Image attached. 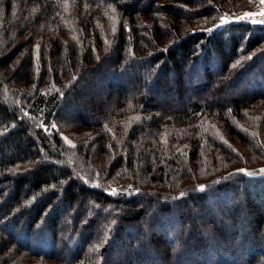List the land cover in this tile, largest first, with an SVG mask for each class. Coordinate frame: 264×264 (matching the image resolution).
<instances>
[{
    "label": "trees",
    "instance_id": "16d2710c",
    "mask_svg": "<svg viewBox=\"0 0 264 264\" xmlns=\"http://www.w3.org/2000/svg\"><path fill=\"white\" fill-rule=\"evenodd\" d=\"M258 1L0 0V264H264Z\"/></svg>",
    "mask_w": 264,
    "mask_h": 264
},
{
    "label": "rangeland",
    "instance_id": "374dc122",
    "mask_svg": "<svg viewBox=\"0 0 264 264\" xmlns=\"http://www.w3.org/2000/svg\"><path fill=\"white\" fill-rule=\"evenodd\" d=\"M262 7H264V3H262L261 2V0L260 1H258L257 3H256V5L255 6H253V7H249L250 9H243L242 11H240L239 13H242V12H245V11H247V10H258V9H261ZM239 13H236V14H239ZM236 15H232V16H226V17H222L220 20H219V24H220V26H225L227 23H237L238 21H236V19L234 18ZM239 23V22H238ZM255 23V22H254ZM261 60L262 59H260V62H261ZM215 65V64H214ZM251 77L253 76V81L255 80V79H257V80H260V82H261V84H263L264 85V82H262V80L264 79L263 78V76L264 75H261L260 73L258 74V73H256V74H254V72H251L250 74H249ZM213 200V199H212ZM214 201V200H213ZM212 204V203H211ZM163 226V225H162ZM172 226V224L170 225V224H165L163 227H162V229H164V231H166V230H169L170 228H173V227H171ZM175 226V225H174ZM177 227V226H176ZM145 228H147V227H145ZM149 229V228H148ZM175 229V228H174ZM131 232H135L136 231V228H130L129 229ZM145 231L147 232V230L145 229ZM142 233H143V231H142ZM112 264V263H111Z\"/></svg>",
    "mask_w": 264,
    "mask_h": 264
},
{
    "label": "built area",
    "instance_id": "2783aa9c",
    "mask_svg": "<svg viewBox=\"0 0 264 264\" xmlns=\"http://www.w3.org/2000/svg\"><path fill=\"white\" fill-rule=\"evenodd\" d=\"M262 12H264V7H262L261 9H258V10H247L245 12L236 14V16L234 18L238 22H253V21L258 22V21H264V15H261ZM245 13H252L254 15H252L250 17H246L244 19H237V17L244 16Z\"/></svg>",
    "mask_w": 264,
    "mask_h": 264
},
{
    "label": "snow or ice",
    "instance_id": "6c2138e0",
    "mask_svg": "<svg viewBox=\"0 0 264 264\" xmlns=\"http://www.w3.org/2000/svg\"><path fill=\"white\" fill-rule=\"evenodd\" d=\"M261 2L264 3V0H261ZM252 15H254V14H252V13H245L244 16H242V17H237V19H244V18H246V17H250V16H252ZM261 15H264V12H262ZM254 22H256V21H254ZM260 22H261V23H264V21H260ZM239 63H240V62L238 61L237 64H239ZM235 66H236V65H234V67H235ZM237 172H239V173H243V174H246V175H253V173H249L246 169H238ZM260 172H261V173H264V169H261ZM205 187H206L205 185H200V186H199V190H204Z\"/></svg>",
    "mask_w": 264,
    "mask_h": 264
}]
</instances>
